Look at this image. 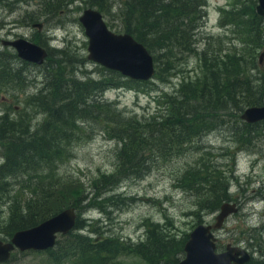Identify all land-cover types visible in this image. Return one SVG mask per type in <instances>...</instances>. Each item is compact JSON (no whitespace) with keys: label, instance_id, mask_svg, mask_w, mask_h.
I'll return each mask as SVG.
<instances>
[{"label":"trees","instance_id":"trees-1","mask_svg":"<svg viewBox=\"0 0 264 264\" xmlns=\"http://www.w3.org/2000/svg\"><path fill=\"white\" fill-rule=\"evenodd\" d=\"M73 1L37 0V12L32 9L24 18L29 22L40 20L42 15L57 13ZM79 1L85 7H97L111 18V25L121 26L155 51L156 60L167 57L169 69L180 66L178 61L193 53L199 56L201 71L195 77H184L178 87L167 92L159 113L140 117L105 97L104 92L109 84L149 80L125 79L120 71L103 66L104 73L99 77L86 70L78 77L73 65L75 49L49 47L46 61L34 63L44 67L43 84L35 83L41 85L28 93L22 109L16 108L15 113L0 110V213L1 205L11 199L8 219L0 232L8 238L17 229L36 225L66 205H74L76 225L56 243L63 247L59 251L62 256L68 255L77 264H113L116 257L127 253L140 255L146 264H175L185 255L189 233L177 235L164 223L146 219L145 237L125 240L118 235H101L82 211L87 206L106 209L115 202V195L108 193L124 177L141 176L161 158L187 151L196 157L177 173L176 185L194 198L197 221L203 220L204 211L216 210L231 199L225 176L213 162L214 152L201 142L205 133L228 126L232 118L241 120L246 106L264 104V69L256 62L255 53L264 40V15L256 10L258 0H235L231 7L223 8L234 27L250 21L246 25L252 30L248 37L253 43L246 42L241 49H225L224 43L230 40L220 35L224 43L219 42L217 49L216 35L202 30L207 0ZM247 8L252 16L245 15L244 19L242 12ZM203 41L205 45L200 47ZM17 56L8 47L0 49V91H24L34 81L26 73L29 61ZM254 69L256 74H252ZM160 74L161 70L155 73L163 76ZM40 114L43 117L36 120ZM262 121L242 120L237 135L250 140L247 134L251 126L260 128ZM97 127L117 142L116 171L103 174L93 181V188L76 195L78 186L58 168L72 156L76 142ZM19 186L23 195H18ZM101 197L103 202L98 201ZM48 252L53 253L54 247ZM261 262L264 264V260Z\"/></svg>","mask_w":264,"mask_h":264},{"label":"rangeland","instance_id":"rangeland-1","mask_svg":"<svg viewBox=\"0 0 264 264\" xmlns=\"http://www.w3.org/2000/svg\"><path fill=\"white\" fill-rule=\"evenodd\" d=\"M234 2L235 0H207V16L202 30L204 34L216 35V42L211 40L216 43L217 49L220 48L219 42L224 43L220 35L230 40L224 43L225 49L227 46L241 49L246 42L253 43L249 39L252 30H249L247 26L250 25V21L241 24L243 26L234 27L230 23V16L223 14L222 9L231 7ZM37 3V0L28 2L0 0V49L6 47L3 46V39L18 37L28 38L48 48L68 46L75 49L73 65L78 77L83 76V70L93 77L103 74L102 66H106L88 57V35L80 21V15L86 8L84 4L79 0H74L64 5L57 13L42 15L40 20H37L44 23L40 29L33 25L37 21L29 22L24 18L32 9L37 12ZM242 13L244 19H246L245 15L252 16L249 8L244 9ZM104 17L112 30L118 33L124 32L121 26L111 25L112 20L109 16ZM204 34L202 35L205 36ZM204 45V41L200 43V47ZM9 49L15 52L12 48ZM262 51H264V40L262 46L255 51L256 62L264 69V61L263 63L258 62ZM150 52L154 56L157 70H161L163 76L155 75L146 83L123 81L120 85L109 84L104 92L105 97L118 101L120 107L137 113L140 117L159 113L163 107L165 94L178 87L184 77H195L201 71L200 59L196 54H189L186 59L178 61L180 66L169 69L166 64L167 57L163 55L156 60V52L151 50ZM28 63L26 73L34 81L24 91L21 89L0 91L1 111L10 110L15 113L16 108L22 109L28 93L35 92L40 87L39 85L43 84L41 81L45 78L42 73L44 67L41 69L32 62ZM256 72H258L257 69H254L252 74ZM36 82L41 84L37 86ZM6 107L8 109H5ZM42 117L43 115L40 114L36 120ZM234 119L232 118L227 124L228 126L233 125L231 128L222 126L209 131L204 134L201 142L207 146V149L214 152L213 162L218 163L219 170L225 176L226 186L231 195L228 201L237 202L239 207L238 211L232 212L223 226L215 231L219 237V250L224 249L228 243L239 244L247 247L253 254V258L246 264H262L261 261L264 260V121L259 124L260 128L251 126L247 134L250 140H247L237 135L240 134L239 129L244 120L242 115L238 122ZM100 130L97 127L89 136L76 142L72 156L61 163L58 168V172L65 175L66 179L74 180L73 185L78 186L76 195L93 188V181L102 177L103 174L116 171L117 142L109 139ZM195 157L193 152L187 151L169 159L161 158V161L156 162L151 171L141 176L124 177L108 193V195H115V202H111L106 209L87 206L82 211V216L89 217L93 227L101 235L113 234L133 241L145 237L146 219L164 223L167 230L177 235L190 233L200 222L214 223L215 215L220 209L204 211L203 220L197 221V214L193 211L194 198L176 185L177 173L182 171ZM18 192V195L22 193L20 186ZM13 194L14 191L11 197ZM102 197L98 201L103 202ZM8 203H11V199L1 205L3 210L0 213V226L4 225L8 219L10 211ZM3 235L0 232V237L4 238ZM11 237L12 235L4 239ZM63 237L59 234L58 240ZM61 248L63 247L56 244L53 253L48 250L20 251L16 249L9 261L0 264H77L68 255L62 256L59 253ZM113 264H146V262L138 254L124 253L116 257Z\"/></svg>","mask_w":264,"mask_h":264},{"label":"water","instance_id":"water-1","mask_svg":"<svg viewBox=\"0 0 264 264\" xmlns=\"http://www.w3.org/2000/svg\"><path fill=\"white\" fill-rule=\"evenodd\" d=\"M256 10L264 15V0H258ZM80 21L88 35V57L124 75L139 79H152L156 73V63L148 47L130 32H115L112 30L103 12L94 6L84 8ZM43 27V22L34 23ZM6 45L17 49L23 59L44 63L49 51L40 43L25 37L3 39ZM264 61V51L260 54ZM242 118L249 122L264 119V104H254L246 107ZM239 207L236 202L225 201L215 215L214 223L200 222L189 233L185 242V255L175 264H245L252 258V253L244 246L227 244L223 250L218 249L219 237L216 229L223 226L225 219ZM77 208L74 205L64 207L54 215L42 220L36 225L17 229L11 239L0 238V261L10 258L15 248L20 250H46L56 245L59 234H67L76 225Z\"/></svg>","mask_w":264,"mask_h":264},{"label":"flooded vegetation","instance_id":"flooded-vegetation-1","mask_svg":"<svg viewBox=\"0 0 264 264\" xmlns=\"http://www.w3.org/2000/svg\"><path fill=\"white\" fill-rule=\"evenodd\" d=\"M2 43H3V42H2ZM3 46H6V47H9V48H12L13 50H15V52H17L16 48H15L14 46H12V45H6V44L3 43ZM17 54H18V52H17ZM17 58H18V56H17ZM28 61H29V60H28ZM29 62H32V61H29ZM229 190H230V189H229ZM0 238H2V237H0ZM10 239H11V238H10ZM228 244H229V243H228ZM231 244H232V243H231ZM238 245H239V244H238ZM16 249H19V248H15V249L12 251L10 258L7 259V260H5V261H0V263L9 261V260L13 257V255H14ZM19 250H20V249H19ZM20 251H22V250H20ZM24 251H25V250H24ZM250 252H251V251H250Z\"/></svg>","mask_w":264,"mask_h":264},{"label":"bare ground","instance_id":"bare-ground-1","mask_svg":"<svg viewBox=\"0 0 264 264\" xmlns=\"http://www.w3.org/2000/svg\"><path fill=\"white\" fill-rule=\"evenodd\" d=\"M12 9V8H11ZM257 238V237H256ZM262 259V258H261ZM260 260V259H259Z\"/></svg>","mask_w":264,"mask_h":264}]
</instances>
